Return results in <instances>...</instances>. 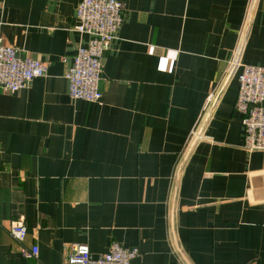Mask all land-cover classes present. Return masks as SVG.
I'll list each match as a JSON object with an SVG mask.
<instances>
[{
	"label": "crops",
	"instance_id": "obj_1",
	"mask_svg": "<svg viewBox=\"0 0 264 264\" xmlns=\"http://www.w3.org/2000/svg\"><path fill=\"white\" fill-rule=\"evenodd\" d=\"M100 102L73 99L80 0H0V37L48 64L0 89V264H70L113 241L134 264H264V151L235 110L264 66V0H123ZM24 219L26 258L10 234Z\"/></svg>",
	"mask_w": 264,
	"mask_h": 264
},
{
	"label": "built area",
	"instance_id": "obj_2",
	"mask_svg": "<svg viewBox=\"0 0 264 264\" xmlns=\"http://www.w3.org/2000/svg\"><path fill=\"white\" fill-rule=\"evenodd\" d=\"M77 17L76 30L86 34L88 40L77 48L66 73L68 92L73 99L100 102L105 57L125 20V5L123 0H80ZM229 65L231 69H242L235 110L244 125L245 147L249 151H264V66L242 63L238 57H233ZM47 71L46 62L22 55L0 37V89L17 92L32 80L47 75ZM10 234L21 244L24 257L38 256L37 245H22L28 234L24 219L12 222ZM138 254L137 247H125L118 241H113L108 251L99 255H94L87 244L77 243L67 261L70 264H134Z\"/></svg>",
	"mask_w": 264,
	"mask_h": 264
}]
</instances>
